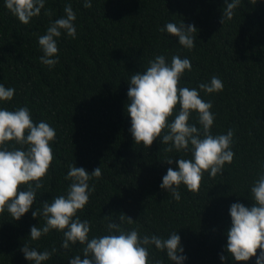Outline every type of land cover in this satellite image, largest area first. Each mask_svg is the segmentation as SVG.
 <instances>
[{"label": "trees", "instance_id": "trees-1", "mask_svg": "<svg viewBox=\"0 0 264 264\" xmlns=\"http://www.w3.org/2000/svg\"><path fill=\"white\" fill-rule=\"evenodd\" d=\"M68 2L46 0L50 16L42 9L21 24L0 0V83L15 89L4 106H27L35 122L44 120L56 130L53 159L29 212L17 221L0 214V264H30L20 251L26 243L38 250L57 247L45 264H67L78 252L79 245L59 250L62 233L55 230L37 241L28 237L32 226L43 224L31 212L64 193L72 163L88 173L101 169V176L89 182L94 190L87 204L77 213L89 221L90 237L105 234L106 216L119 222L123 214L133 220L122 223L125 229L164 237L177 231L184 264H221L228 209L237 200L251 205L249 187L264 161V0H241L223 23L224 0H93L91 8L83 7V0H70L77 37L59 38V61L49 70L38 60L42 53L37 37L50 20L63 15ZM169 21L196 27L191 50L179 48L175 38L158 31ZM159 54L169 60L173 54L190 59L192 69L178 86L196 87L212 75L221 78L222 91L200 95L212 102V134L229 128L234 133L231 164L215 177L205 172L196 192L181 185L179 201L159 185L167 169L176 167L175 159L172 165L165 160L181 154L164 152L158 139L148 148L134 143L124 111L130 75ZM190 119L195 122V114ZM150 257L169 264L154 248ZM254 259L241 264H253ZM224 264H232L231 258Z\"/></svg>", "mask_w": 264, "mask_h": 264}, {"label": "clouds", "instance_id": "clouds-1", "mask_svg": "<svg viewBox=\"0 0 264 264\" xmlns=\"http://www.w3.org/2000/svg\"><path fill=\"white\" fill-rule=\"evenodd\" d=\"M92 2L83 0V7L91 8ZM240 3L241 0H224L221 23L231 19ZM45 4L46 0H3L4 7L21 24L38 17L42 9L50 16ZM75 20L76 13L69 0L63 7V15L50 20L44 33L37 37L42 53L38 60L49 70L59 61V38L62 35L77 37ZM158 31L175 38L179 48L191 50L195 46L196 35L193 34L197 29L191 23L169 21ZM191 69L187 57L173 54L169 60L164 54L155 55L143 70L130 75L124 107L130 121L128 132L134 143L148 148L158 139L165 145L164 152L181 154L165 160L172 165L175 159L176 167L167 169L159 185L176 201L181 199V185L189 192L198 191L205 172L210 178L221 174L234 157L233 129L212 134L215 119L212 102L200 95L201 92L205 95L219 93L224 88L223 81L212 75L196 87L178 86L182 75ZM14 93L13 87L0 83V214L6 212L17 221L29 212L38 190L43 187L42 178L53 159L56 130L44 120L35 122L27 106L5 107ZM193 114L195 122L190 119ZM100 176V167L88 173L83 167L69 164L64 177L69 183L64 193L41 203L31 212L34 219L39 215L43 224L30 228V240L37 241L53 230L62 233L59 250L80 246L67 264H163L161 259L150 257L153 248L163 253L169 264H184L187 258L177 231L164 237L141 234L137 228L125 229L122 223L132 224L133 220L123 214L119 215V222L106 216L109 219L104 225L105 234L89 236V221L81 220L77 213L84 209L94 190L89 182ZM248 200L250 206L237 200L228 209L230 225L218 257L221 264L228 258L232 264H241L252 257L255 258L253 264H264V161L259 162ZM20 251L30 264H45L58 249L52 246L38 250L26 243Z\"/></svg>", "mask_w": 264, "mask_h": 264}]
</instances>
